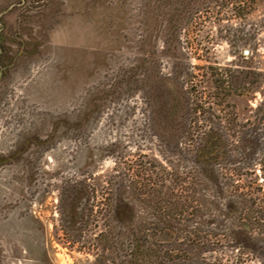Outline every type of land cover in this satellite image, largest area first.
Masks as SVG:
<instances>
[{"label": "rangeland", "instance_id": "374dc122", "mask_svg": "<svg viewBox=\"0 0 264 264\" xmlns=\"http://www.w3.org/2000/svg\"><path fill=\"white\" fill-rule=\"evenodd\" d=\"M231 1L0 0V264L92 262L56 243L58 188L106 175L120 151L158 158L145 104L157 82L209 94L210 81L245 73L236 111L254 122L264 0L242 17Z\"/></svg>", "mask_w": 264, "mask_h": 264}, {"label": "trees", "instance_id": "16d2710c", "mask_svg": "<svg viewBox=\"0 0 264 264\" xmlns=\"http://www.w3.org/2000/svg\"><path fill=\"white\" fill-rule=\"evenodd\" d=\"M251 3L230 2L238 17ZM229 72L210 81L209 94L193 85L177 89L171 79L156 83L157 94L150 92L145 104L158 158L143 149L120 151L106 175L80 173L61 182L54 225L61 248L88 255L90 264L264 259V177L257 171L264 103L253 123H240L236 101L250 83L247 74Z\"/></svg>", "mask_w": 264, "mask_h": 264}, {"label": "water", "instance_id": "95a60500", "mask_svg": "<svg viewBox=\"0 0 264 264\" xmlns=\"http://www.w3.org/2000/svg\"><path fill=\"white\" fill-rule=\"evenodd\" d=\"M248 53H249V52H248L247 50L244 51V54H245V55H248Z\"/></svg>", "mask_w": 264, "mask_h": 264}]
</instances>
